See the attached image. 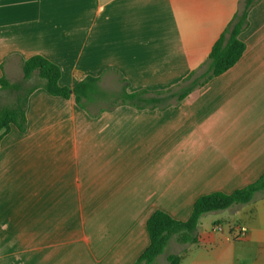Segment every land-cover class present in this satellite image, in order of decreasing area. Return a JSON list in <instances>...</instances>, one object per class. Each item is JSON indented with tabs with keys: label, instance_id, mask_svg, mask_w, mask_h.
I'll return each instance as SVG.
<instances>
[{
	"label": "crops",
	"instance_id": "obj_1",
	"mask_svg": "<svg viewBox=\"0 0 264 264\" xmlns=\"http://www.w3.org/2000/svg\"><path fill=\"white\" fill-rule=\"evenodd\" d=\"M241 2L0 0V79H23V61L40 55L61 68L64 87L78 74L100 78L108 95L123 79L128 93L177 94L204 72ZM240 39L234 67L156 108L103 99L83 109L38 87L26 132L12 127L0 142V264H134L154 212L186 221L198 198L258 180L264 0ZM204 218L181 264H264L263 196Z\"/></svg>",
	"mask_w": 264,
	"mask_h": 264
},
{
	"label": "trees",
	"instance_id": "obj_2",
	"mask_svg": "<svg viewBox=\"0 0 264 264\" xmlns=\"http://www.w3.org/2000/svg\"><path fill=\"white\" fill-rule=\"evenodd\" d=\"M260 1L242 0L239 11L211 48L204 64V72L196 78L191 75L186 80L190 83L183 90L177 94L168 92L165 97L162 95L167 91L154 92L153 96H150L147 91L128 93L126 81L123 79L121 93L112 95L113 97L108 99L106 94L101 92L100 78L78 74H74L77 83L73 88L64 87L60 85L62 71L57 64L40 55L32 56L23 61V80L29 81L37 77L41 81L40 86H32L27 91H22L19 83L10 82L5 76L0 79V92L15 91L18 93L16 103L12 107L0 108V142L10 133L12 127L17 128L21 133L26 132L28 99L38 87L43 88L51 96L66 100L73 99L75 104L83 109H85V103L103 99L130 104L138 109L156 108L171 99H176L177 102L183 101L197 88L221 76L239 62L246 51V44L240 36L249 25L251 9ZM259 196L264 197V173L252 184L230 194L215 192L198 198L186 221L176 220L164 211L154 212L146 222L149 246L134 264H157L158 257L165 252L170 240L174 237L179 244H197V230L205 215L224 211L234 206L250 204ZM183 258L182 255L169 254L166 256V261L168 264H181Z\"/></svg>",
	"mask_w": 264,
	"mask_h": 264
},
{
	"label": "rangeland",
	"instance_id": "obj_3",
	"mask_svg": "<svg viewBox=\"0 0 264 264\" xmlns=\"http://www.w3.org/2000/svg\"><path fill=\"white\" fill-rule=\"evenodd\" d=\"M13 83H19L22 87V91H27L32 86H35V85L41 83V81L37 77H34L33 79H31L29 81L19 79L17 81H14ZM17 95H18V93L15 91H2V92H0V108L4 107V106L12 107L16 103ZM106 97L108 99H110L113 96L106 94ZM106 101H109V100H106ZM110 101H113V100H110ZM223 213H226V210L219 211V212H212V213L205 215L206 218H204V219L211 220L213 218L220 217L221 215H223ZM206 220H204V221H206ZM170 241H172V244H168L164 254L169 255V253H170V254H176V255H183L182 246H181V244H179L176 241L175 237L172 238ZM169 243H171V242H169ZM165 263H167L166 258H163V263H160V264H165Z\"/></svg>",
	"mask_w": 264,
	"mask_h": 264
},
{
	"label": "built area",
	"instance_id": "obj_4",
	"mask_svg": "<svg viewBox=\"0 0 264 264\" xmlns=\"http://www.w3.org/2000/svg\"><path fill=\"white\" fill-rule=\"evenodd\" d=\"M245 235H246V230L245 229H239L238 237H244Z\"/></svg>",
	"mask_w": 264,
	"mask_h": 264
}]
</instances>
